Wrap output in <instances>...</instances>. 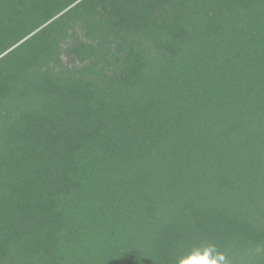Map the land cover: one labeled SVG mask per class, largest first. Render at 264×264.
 <instances>
[{
  "label": "trees",
  "instance_id": "16d2710c",
  "mask_svg": "<svg viewBox=\"0 0 264 264\" xmlns=\"http://www.w3.org/2000/svg\"><path fill=\"white\" fill-rule=\"evenodd\" d=\"M264 264V0H0V264Z\"/></svg>",
  "mask_w": 264,
  "mask_h": 264
},
{
  "label": "clouds",
  "instance_id": "9594fccd",
  "mask_svg": "<svg viewBox=\"0 0 264 264\" xmlns=\"http://www.w3.org/2000/svg\"><path fill=\"white\" fill-rule=\"evenodd\" d=\"M177 264H229V261L225 252L208 242L193 246L188 253L178 257Z\"/></svg>",
  "mask_w": 264,
  "mask_h": 264
}]
</instances>
